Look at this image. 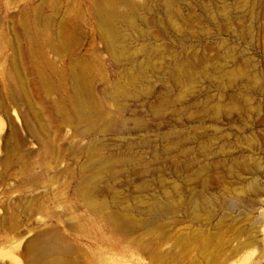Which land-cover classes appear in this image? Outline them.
Wrapping results in <instances>:
<instances>
[{"label":"rangeland","instance_id":"rangeland-1","mask_svg":"<svg viewBox=\"0 0 264 264\" xmlns=\"http://www.w3.org/2000/svg\"><path fill=\"white\" fill-rule=\"evenodd\" d=\"M0 264H264V0H0Z\"/></svg>","mask_w":264,"mask_h":264}]
</instances>
